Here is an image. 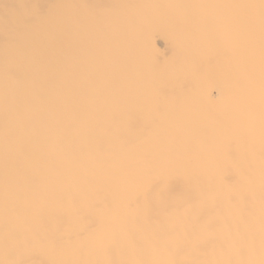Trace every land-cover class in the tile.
<instances>
[{
    "label": "bare ground",
    "instance_id": "6f19581e",
    "mask_svg": "<svg viewBox=\"0 0 264 264\" xmlns=\"http://www.w3.org/2000/svg\"><path fill=\"white\" fill-rule=\"evenodd\" d=\"M0 264H264V0H0Z\"/></svg>",
    "mask_w": 264,
    "mask_h": 264
}]
</instances>
